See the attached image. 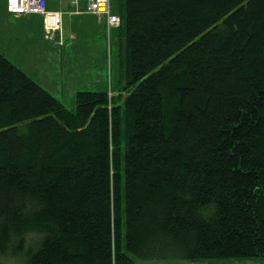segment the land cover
I'll return each mask as SVG.
<instances>
[{
  "label": "trees",
  "instance_id": "obj_1",
  "mask_svg": "<svg viewBox=\"0 0 264 264\" xmlns=\"http://www.w3.org/2000/svg\"><path fill=\"white\" fill-rule=\"evenodd\" d=\"M112 10L73 111L0 52V264L264 257V0Z\"/></svg>",
  "mask_w": 264,
  "mask_h": 264
},
{
  "label": "rangeland",
  "instance_id": "obj_2",
  "mask_svg": "<svg viewBox=\"0 0 264 264\" xmlns=\"http://www.w3.org/2000/svg\"><path fill=\"white\" fill-rule=\"evenodd\" d=\"M117 1L111 0L112 7ZM86 3L87 0H80V9L77 8L80 13L76 14L75 7L66 0H62L60 5L59 2L48 1L50 10L59 11L60 6L64 12L58 32L63 40L59 64L49 53L45 55L30 45L40 42L44 34L42 22L36 16L14 17L15 26H10L4 33L9 40L25 43L8 47L0 41V49L10 60L70 111L75 109L76 92L112 90V95H115V91L124 84V79L120 83L119 76L118 45L115 42L118 33L112 29L107 35L102 25L99 24L101 28L97 25L94 15L85 12ZM8 16L11 23L14 15ZM127 255L132 260L131 264H264V257L179 260L141 259L128 252Z\"/></svg>",
  "mask_w": 264,
  "mask_h": 264
},
{
  "label": "built area",
  "instance_id": "obj_3",
  "mask_svg": "<svg viewBox=\"0 0 264 264\" xmlns=\"http://www.w3.org/2000/svg\"><path fill=\"white\" fill-rule=\"evenodd\" d=\"M50 0H6V11L14 16L37 15L43 18V33L46 40H56V34L61 30L62 12L48 10ZM61 2L62 0H53ZM77 5L78 0H68ZM86 12L94 15L99 23L104 24L107 34L119 26V17L112 11L111 0H88Z\"/></svg>",
  "mask_w": 264,
  "mask_h": 264
},
{
  "label": "crops",
  "instance_id": "obj_4",
  "mask_svg": "<svg viewBox=\"0 0 264 264\" xmlns=\"http://www.w3.org/2000/svg\"><path fill=\"white\" fill-rule=\"evenodd\" d=\"M50 1H53V0H50ZM66 1H68V0H66ZM56 2H58V1H56ZM87 2H88V0H87ZM68 3H69V5L70 6H74L75 7V10H78V11H75L74 10V12L76 13V14H79L80 13V11H79V9H80V0H78V4L77 5H72V3L70 2V1H68ZM59 5H60V2H59ZM86 5H87V3H86ZM48 7H49V4H48ZM77 8H79V9H77ZM48 10H50L49 8H48ZM59 10L62 12V15H64V12L62 11V9L60 8V6H59ZM50 11H54V10H50ZM58 11V10H57ZM85 12H86V6H85ZM70 13V12H69ZM87 13V12H86ZM90 14V13H89ZM8 15H12V14H9L7 11H6V0H0V41L2 42V43H4L6 46H8V47H12L13 45H17V44H20V43H25V42H19L18 40H9V39H7V38H5V36H4V33L6 32V30L8 29V28H10V26L11 27H13V26H15L14 25V17H17V16H13L12 17V22L10 23V18H9V16ZM92 15V14H91ZM29 16H36V17H38L39 19H40V23L42 22V28H43V18L41 17V16H37V15H21V17H29ZM95 17V16H94ZM96 18V17H95ZM96 21H97V18H96ZM97 25L101 28V26L100 25H102V28L106 31V29H105V26H104V24H102V23H99L98 21H97ZM100 24V25H99ZM114 30H116L117 31V28H114ZM110 32H111V30H110ZM109 32V33H110ZM107 33V32H106ZM107 35H109V34H107ZM57 39L56 40H58L59 41V39H60V41H62V44L59 46V45H57L56 43H57V41H49V40H46L45 38H44V34H43V38H42V36H41V38H42V40L40 41V42H32V44H30V45H32V46H34V47H36V49H37V51H40V52H45V55L47 54L48 55V53H49V56L56 62V64H59L60 63V61H61V55H60V53H59V49H60V47L63 45V40H62V38H61V35H60V33H57ZM42 49H44V50H42ZM47 51V52H46ZM0 52H2L3 54H4V52H3V50L2 49H0ZM5 55V54H4ZM8 58V57H7ZM9 59V58H8ZM10 60V59H9ZM19 68V67H18ZM23 71V70H22ZM24 72V71H23ZM27 75V74H26ZM28 76V75H27Z\"/></svg>",
  "mask_w": 264,
  "mask_h": 264
}]
</instances>
